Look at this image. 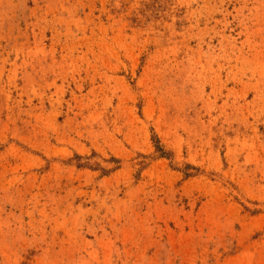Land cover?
<instances>
[{
	"label": "rangeland",
	"instance_id": "1",
	"mask_svg": "<svg viewBox=\"0 0 264 264\" xmlns=\"http://www.w3.org/2000/svg\"><path fill=\"white\" fill-rule=\"evenodd\" d=\"M0 264H264V0H0Z\"/></svg>",
	"mask_w": 264,
	"mask_h": 264
},
{
	"label": "trees",
	"instance_id": "2",
	"mask_svg": "<svg viewBox=\"0 0 264 264\" xmlns=\"http://www.w3.org/2000/svg\"><path fill=\"white\" fill-rule=\"evenodd\" d=\"M156 152L159 154L160 157H164L166 152H164L163 148L160 146L158 140L154 141Z\"/></svg>",
	"mask_w": 264,
	"mask_h": 264
}]
</instances>
